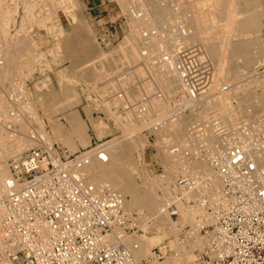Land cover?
I'll return each mask as SVG.
<instances>
[{"label":"built area","instance_id":"obj_1","mask_svg":"<svg viewBox=\"0 0 264 264\" xmlns=\"http://www.w3.org/2000/svg\"><path fill=\"white\" fill-rule=\"evenodd\" d=\"M187 51L191 59L192 51ZM169 57L165 63L173 62ZM168 69L176 70L190 91L207 84L208 76H200L191 62H175ZM8 98L10 114L22 112L19 96ZM230 135L222 150L206 156L212 176L187 165L176 180V200L198 203L202 212L179 222L171 201L177 236L137 261L129 248L109 238L119 240L118 231H128L124 196L109 182L89 181L84 171L91 163L85 153L91 149L97 148L98 160H107L103 143L70 152L42 131L29 129L31 146L10 159V175L0 188V262L264 264V116L237 125ZM192 192L196 197L186 199Z\"/></svg>","mask_w":264,"mask_h":264},{"label":"rangeland","instance_id":"obj_2","mask_svg":"<svg viewBox=\"0 0 264 264\" xmlns=\"http://www.w3.org/2000/svg\"><path fill=\"white\" fill-rule=\"evenodd\" d=\"M136 1L137 0H135V1L134 0H127L126 4H122L123 2L121 0L120 1L119 0H82V1L79 0V2H80V3L78 2L79 6L78 5L74 6V9L76 10V12H74V15L71 18L70 16H68V14L70 13V10H66L67 11L66 12L63 8H61L62 4H60V0H0V4L3 5L2 8L0 9V43H1L0 48H2V45H4L3 42H5V43L9 42L10 43L11 39H13V38H15V39L24 38L27 41V43L29 42L28 44H30V46H31V44H33L31 46V49H30V51L32 50L34 52L33 53L31 51V55H30L31 58L30 57H24L21 59L22 61L24 60L23 62H27L26 61L27 59L31 61V63H30L31 65L30 64L28 65L29 69L27 67H26L27 69H25L26 74L22 78L23 79L22 82L24 84V87L28 91H30L32 93V95L35 96L33 98L34 102H35V111L31 112V113L30 112L26 113L25 111H22L23 115H21L23 122H25V124L27 125L26 126L27 127V131H26L27 134H28L29 129H31V128L41 131L42 127H43V130L46 128L47 129L46 132H48L49 134H50V132L52 133V129H51L52 126L51 125H52L53 121H58L59 123L63 124V126L69 127V122H68L69 120H68L67 116H69V114L71 112H73V113L75 112L77 114V116L80 118V120H82V121L84 120L83 122L85 123L91 137L100 139L101 143H104L105 141L111 140L113 138H117V139L121 138L122 141L125 142V144L133 147L135 145V142H136L135 140H139V139L141 140L142 139V140L146 141L144 143L143 149L137 150L135 155H134L135 157L140 159V161H139L140 172L135 174V176H133L132 174L131 175L128 174L127 176L134 177L135 185L137 184L136 187L139 189L141 188L143 190L148 189L149 191H151V195L146 200L147 205L141 206V207H136V208H134V211L132 213H130V215H127V217H129V224H128L129 230L131 227H134L133 230H130V231L128 230L127 233L129 235L131 233H132V235H139V233L143 234V231L139 227L141 225H147V224L152 223L154 218H153V215L151 212H153L155 215H158L163 220V223H165L168 226V227H166L167 233L162 235L161 239L159 240V242H157V244H156V242L153 243V245L151 247L150 254L148 255V256H150L156 246H158L162 242L166 241L167 239H171L172 237L177 236L178 221H177V218L175 216L172 217L171 212H170V205L172 202H169L166 199V196L169 195L170 190L166 187L167 184H165V186H164L162 181H160L161 178H159V177H161L162 175H163V177H165V176L167 177V175L169 173L167 172L168 173L167 174L166 171H169L170 172V181L169 182H173L175 184L177 178L182 174V171L186 170L187 165L189 167L191 166L193 169L200 168L199 166H197L194 163V159H195L194 156H189L186 161H182V159H181L182 162H174V160H173V158H174L173 157L174 156L173 149H175L176 147L178 149L181 148L179 150V152L181 153V151L184 148L181 145L182 143L178 142V140H175L176 144L174 143L175 137L170 138L173 136V134L169 133L170 132V130H169L170 124H166V122H168L170 120V118H171V120L175 119V117L177 116L175 112H179V115L182 113L181 115H183V116H189L190 115V113H191L190 109L191 108L187 105H184V104L182 105L183 99H187V97L189 99H191L190 102L193 105H195L194 108H196V111L198 112V108H197L198 105H204V104L209 105L212 102V99L215 100L219 93L228 92L229 90H231L230 88L234 87V85L237 84V82H243L244 80H248V79L252 80V79H255V77L258 75L260 76V78L264 77V60L255 64L252 67L251 71L247 72V74H244L240 79H238V80L221 79V81L220 80L218 81L219 84L217 85V83H215V78H211L213 76H210L213 74L212 72H214L213 71L214 64H213V59H211L210 54L206 51L207 49H205L206 46H203V45H205L204 43H201L200 41H198V42L195 41L197 43L196 44L193 41V44H194L193 45L192 41H190V43H187L185 45L186 42L181 41L180 42L181 44H179V42H178V44L180 46H178L176 43V46H178V47L172 45L173 48L175 47L174 49L176 51L172 48V50H174V51L170 52L172 46L171 47H169V46L171 45V43H169L167 37H164V36L165 35L171 36V34H172L174 37L178 36V38H176V39L179 40V36H180L179 34H180V32L182 33L185 30V28L187 30H185L184 33L186 31H187L186 33H189L188 26H186L184 23H183V26L180 24V22H179L180 17H177L178 21H176V23H174L176 25L178 23L180 24V25L178 24L179 27H177L174 24L170 26V24L166 23L167 21L172 20V18L168 19V16L167 17L164 16V18L160 22L161 24L158 25V26H161V28L164 30L163 33H162L160 27L158 28L157 26L151 27L150 29L148 27L149 30H147V31H145L147 29V27L146 28L144 27V29L142 27L141 28H139V27L135 28L133 26L134 25L133 21L136 17L140 16L141 9L138 7L140 10L137 11V10H135V9H137V7L135 8V7L130 6V5H134L133 2H135L136 5H134V6H138ZM170 1H172V2H170ZM206 1H208V0H206ZM249 1H252V0H249ZM120 2H121V4H120ZM162 2L166 3L165 5L168 4L167 6H169L168 8H170L169 10H171V11L177 10L176 8H178V6H179L178 3H181V4L184 3L185 5L182 4L184 9L183 8H181V9L184 10L185 13H187L188 17L190 14V13H188V10L193 11L192 8H188L189 7L188 1L185 2V0H182V1L180 0V2L178 0H168V1L164 0ZM192 2H194V1H192ZM259 2H260L261 8L258 9V11H256V13L259 12V14H261V16H260L261 26L259 27L258 31H256L253 34V36L263 37L264 36V14H263V12H264V5H263L264 0L263 1L259 0ZM186 3L188 4L187 7H185L187 5ZM66 4L72 5L71 2H68ZM66 4H64V7L66 6ZM59 5H60V7H59ZM121 5L126 6V8L124 9L123 6H121ZM52 6L54 8L57 7V11L59 13L58 18H59L60 22L62 23V25L64 26L66 31H68V32L71 31L72 25H74V24L76 25L77 21L84 23V24L81 23V25L83 27H85V33L87 35H89L92 43L97 47V49H99V51L101 50L100 52H102L101 53L102 56L103 55L107 56V57L105 56V58H107L109 60L110 64L112 63L111 66H107L108 60L105 59L104 57H102L101 55H100L101 57L99 55H97L98 56L97 58L93 57L92 59L91 58L86 59L88 61L85 62V66L82 64V66L80 65L79 68H78V65L76 64L75 58L69 57L67 55H62L61 58H59L60 60L57 59V61H54L55 55L54 56L52 55L53 53H51V49H52V52L55 50L54 46H53V43H54L53 39H54L55 34L52 33L53 31L50 30V27L51 26L53 27L52 24L55 23L56 18L55 17L50 18V20L48 19L47 22L45 19L46 10H48V11L51 10L53 8ZM129 7H131V8H129ZM163 7H165V6H163ZM128 8H129V10H128ZM208 10L211 11L209 9V7H208V9L205 8V12L209 13ZM249 10L254 12L253 11L254 8H250ZM127 11L129 14L127 13ZM151 11H154V10L151 8ZM77 13H78V15H77ZM134 13H136V14L139 13V15L138 16L133 15ZM79 16L82 18V20L80 19ZM131 17L132 18L135 17V18L132 19ZM174 19H175V17L173 18V20ZM73 20L75 22H73ZM150 22L153 23L152 17L150 18ZM165 25H167L166 27H168V28H166ZM218 25H220V26L218 27L217 31L219 33L225 32L224 31L225 27H223L224 25L223 24H218ZM133 27L136 29L135 31H137V33H139L140 31L143 33H142V35L139 34L140 37L137 36L136 38H133V41H131L132 40L131 36L133 34V33H131V31H134ZM176 27H177V29H175ZM165 28H166V31H165ZM138 29H139V32H138ZM172 31H173V33H172ZM136 34H134V35L136 36ZM23 35L25 37H23ZM60 37H61L62 43L63 44L65 43L64 45L69 46L68 34L66 32H63L60 35ZM128 37H129V39H127V40H130V41L127 42L126 38H128ZM93 40H94V42H93ZM12 41H14V39ZM124 41H125V43H124ZM126 42H127L128 47L126 46ZM129 42L131 43L132 46L134 43H135V45H137L136 57L138 59H136V57H131L128 54L129 49L132 48V46L129 44ZM120 44H121V46L119 47L120 48L119 49L118 46ZM198 44H199V46H198ZM122 45H123L124 49H122ZM182 45H183V48H182ZM129 46H131V47L129 48ZM202 46H203L204 51H203V49H200V48H202ZM197 47H199V49H197ZM3 48L0 49V54H1V51L3 50ZM114 48L115 49L118 48V49L115 50ZM184 48H185V50H184ZM147 49H148V51H150V54H147V51H145ZM167 49H169V50L167 52H165V50H167ZM181 49H182V51L184 50V53L182 51H180ZM187 49H190V51H192L191 59H189V60L187 59V55L185 54L188 52ZM110 50L111 51L113 50V51L110 52ZM141 50L144 52H142ZM196 50H198V51L200 50L199 52L201 55V59L199 58L200 57V55L198 54L199 52ZM201 51L204 52V54ZM205 52H206V55H205ZM110 53H111V55H109ZM176 53H178V55H176ZM40 55H41V58H40ZM171 55L174 56L173 62H171V64L169 62L165 63L163 58L169 57ZM193 55H194V57H193ZM42 56H45V57L42 58ZM185 56H186V58H185ZM205 56H207V57H205ZM209 56H210V58H209L210 60L207 59L206 62L208 64L206 65L205 60ZM118 57H120V58L118 60H116ZM36 58H37V62H35ZM196 58H197V60H196ZM62 59H64V60H62ZM120 59H121V61H120ZM129 59H130V61L128 62ZM40 60H41V62H43V60H45L46 62L48 61L46 64V65H48V67L44 63L42 64L40 62ZM171 60L172 59L170 58V61ZM200 60H202V61L200 62ZM183 61L193 63L195 65V69L199 70L198 73L200 76L207 75L209 73L207 75L208 76L207 84L202 86L197 92H195L194 90L190 91V90L186 89V87H184L185 88L184 89L181 86H180L181 88H178V90H180V91H176V88L178 87L177 86L178 81L180 83V80H181L180 78H178L180 80L176 81L177 85H175L173 87L171 85L166 87L168 84V79L166 77V73H165L166 71H164V69L170 70V69H168V67H169L168 65H172L175 62L183 63ZM209 61L212 62L211 65H210ZM199 62L201 64L203 63V65H202L203 67L200 65ZM92 63L94 66H97V65L99 66V68H100L99 72L94 71L95 67L92 65ZM101 63L105 64L106 67L103 66V64H101ZM133 63H136V64H133ZM196 63H197V67H196ZM39 64H41V65H39ZM120 64H121L120 69L121 70L124 69L123 71L119 70ZM126 64H128V65L130 64L131 66L130 65L128 66ZM144 64H145V67H144ZM71 65H72V67H71ZM205 65L209 68V70ZM67 67H69V68L71 67V69H73V67H74L73 71L75 70V68L76 69L78 68L77 70H75L77 74L73 72L71 79H65L63 81V79H61L59 77V71L63 68L67 69ZM162 67H164V68H162ZM205 67H206V69H205ZM103 68L105 70H103ZM109 68L111 70H108ZM116 68H118L117 69L118 71L116 70ZM200 68H202L201 71H200ZM15 70L16 71L13 70V73L10 75L9 80L5 79V81H3L2 77H4V76L0 75V87L1 88L5 87V85H6L5 82L9 81L8 83L12 82V84H13L15 79L17 80L21 77V75H18L17 68H15ZM87 70L90 71L91 75H93L92 72H95V74L97 73L100 75L99 76L93 75V77L91 75L90 76L88 75V77L86 76L87 78H81L83 76L82 74H84ZM137 70H138V72H136ZM111 71L114 72L113 75H112ZM142 71L144 72V74ZM163 71H164V73H163ZM202 71L203 72L206 71V72L203 73ZM15 72H17V73L15 74ZM118 72L120 73V75H118L119 74ZM134 72H136V73H134ZM106 73H109L110 75L109 74L107 75ZM132 73H134L135 75ZM139 73H142V74H139ZM195 73L197 74V72H195ZM126 74H128V76ZM125 76H126V78L128 77L127 80H125L126 78H123ZM135 76H137V77H135ZM177 76L180 77L179 74ZM103 79H105V80H103ZM114 79L116 81L117 80L118 81L116 82ZM120 81H121V83H120ZM44 82H45V84H44ZM148 82L150 84H148ZM108 83L110 84V87H109ZM132 83L134 85H137L139 83L137 86H135V89L136 90L138 89L140 91V95H138L139 91H137V94H131V95H129V93H126L127 95L123 94L122 90H124L125 85L127 88L128 85L133 86ZM135 83H137V84H135ZM113 84L115 86H113ZM144 85H147V86H144ZM262 85L263 84H261V82H258L254 88L258 92H259V90L261 92V90L263 89ZM6 86H8V85H6ZM131 86L129 87L130 89H131ZM8 87L11 88L10 86H8ZM8 87H5V88H8ZM99 87L100 88L103 87V88L99 89ZM113 87H114V89L115 88L116 89L114 90ZM146 87H147V89H149L148 91H147ZM104 88H105V91H104ZM120 88H122V89H120ZM129 88L127 89L126 92L129 91ZM170 88H171V90H170ZM195 88L198 89V86H196ZM67 89H69V91L72 92V94L69 91H67ZM222 89H224V90H222ZM60 90H62V91H60ZM108 90L109 91L112 90V91L109 93ZM113 90H114V92H113ZM152 90H153V92H150ZM155 90H157V91H155ZM168 90L170 92H168ZM51 91H53V92L56 91V94L58 96H60L61 98L60 97L58 98V96H57V98L54 99L53 100L54 102H53L52 99L55 97H54V95H51V96H49L48 102H51V104H53L54 106L53 105L50 107L49 106H41V101H40L41 95L45 92L49 93ZM102 91H104V92H102ZM144 91H145V93H144ZM171 91H173V92L171 93ZM57 92L58 93L60 92V93L58 94ZM61 92H63L64 95ZM141 92H142V94H141ZM103 93H105V94L102 95ZM209 93H212V94L209 95ZM215 94H216V96H215ZM38 95H40V97ZM67 95H68V97H67ZM153 95L161 96V97H159L161 99H163V97H164V101H166L164 103L166 105L163 103L164 107H162V109H159L160 112L157 109L158 112L157 111H154V112L151 111V112H148L149 113V115H148L147 111H146V115H145L144 114L145 109L150 108L149 104L152 103L151 109H153L152 108L153 106H154V109L156 108V106L154 105V104H156L154 102L155 99H152ZM63 96L66 98H63ZM134 96H137V97H134ZM210 96L212 97V99L210 98ZM51 97H53V98H51ZM115 98H117V99H115ZM200 98H202L201 99V100H203L202 102H201ZM230 98H231V102H232L233 107L238 109L239 105H238L237 99L236 98L234 99V97H232V96H230ZM61 99H62V101H61ZM118 99H120V101ZM193 99L198 100V102H201V103L198 104V102L196 101V103L194 104L195 101ZM57 100H58V102H57ZM131 100H132L133 104H132ZM175 100H176V102H175ZM207 100H210V101L207 102ZM70 101L72 102L71 105H70V103H71ZM77 101H78V103H76ZM109 101H111L112 103L116 102L117 104H111ZM127 101L129 102V104ZM142 101H143V103H141ZM204 101H206V103H204ZM60 102H61V104H60ZM68 102H70V103H68ZM153 102H154V104H153ZM124 103H127V105ZM123 105L125 106V108ZM91 106H92V108H91ZM127 106H129V107H127ZM58 107H59V109H56ZM11 108H10V111H11ZM46 108L48 109V111ZM121 109H122V111H121ZM125 109L126 110L132 109L133 113L132 114L130 113L131 115L129 114L130 117H127V115H124V114H126ZM87 110H89V112ZM44 111H46V113ZM136 111H137V113H136ZM36 112H37V115H36ZM142 112H143V114H142ZM135 113L139 114V116L136 115ZM199 113H201L200 110H199ZM34 114H35V116H34ZM48 115H50L51 117L49 116L50 117L49 118ZM167 115H169V116L167 117ZM262 116H264V115H262ZM34 117H36V118H34ZM91 118L96 119V120L102 119L104 121V123L106 122L105 125H107L109 132L104 134V136L103 135L101 136V134L98 133L97 130H95L93 124L91 123ZM129 118H130V121H129ZM158 118L161 121L158 120ZM154 120L158 123H161V125H162V126L160 125L161 129H164L163 131L161 130L163 133H165V134H163L161 132L164 136L163 139L161 138L162 135L159 134V131H158L159 129L158 130L154 129L155 125L157 126V124H154V126L149 125L150 122L151 123L155 122ZM201 120H202V121H200L201 125L203 124L204 126L206 125L205 127H207L209 122L203 118H201ZM1 121L3 123L5 122L4 125H2V127L6 125L8 127L9 126L13 127L14 130H18V131H22V129H23L21 126L22 124H19L20 122L15 121V118H13V120L10 119V120H6V121L1 119ZM205 121L208 122V124ZM246 121L250 122L249 119ZM107 122H108V124H107ZM41 123H43V126H40ZM25 124H24V126H25ZM239 124H243V123H239ZM239 124H237V125H239ZM163 126L164 127L166 126V127L163 128ZM39 127H41V128H39ZM133 129H134V131H133ZM166 133L168 134V136L171 135V136H169V138L171 139L170 141H172V139H173V142H172L173 144H171V142L167 140L169 138L166 137V135H167ZM136 134H138V135H136ZM51 137H53V136L50 135V138ZM51 140L53 142H57L58 144H60L64 148H66V146L63 143H61L60 141H57L54 137L51 138ZM159 141L162 142V144H160ZM163 146H166V147L163 148ZM112 148H115V146L114 145L107 146L106 151L108 153H110ZM66 149L70 152L78 151V149L72 150V151L69 150L68 148H66ZM186 149H188V148H186ZM162 152H164V154L168 153V155L166 154L167 156H169V155L171 156L173 154L172 157L169 156L170 159L173 160V161H171L170 166L166 163L167 161H165V159L163 158V156L166 157V155H163V156L161 155ZM180 153H178V154H180ZM178 154H176V155H178ZM178 156H181V155H178ZM12 157H13V155L11 157L9 156L6 160V164H7L8 169H10L9 168V161ZM161 159L164 160L165 165ZM176 160H177V158H176ZM177 161H180V159ZM200 169L203 172H205V170L203 168H200ZM9 173H10V170H9ZM115 175L118 176L119 172L118 171L115 172ZM163 177L161 180H163ZM158 179H159V182L157 181ZM120 193H122V192H120ZM192 193H193V198L196 197V192H192ZM158 194H159V196L162 195L161 196L162 198H164L163 196L166 195L164 200L163 199H162V201L159 200L161 198L157 196ZM172 194L175 195L176 191L175 192L171 191L170 196H172ZM174 197L175 196L172 197L173 200H174ZM127 198H129V196H127ZM178 212H179V217H178L179 222H184V221H188V220L192 219V218L184 217V215L181 214L182 212L180 210H178ZM170 242L173 243V239L170 240ZM176 246L180 247V243H178ZM148 256L142 258L141 260L146 259ZM187 258L190 259L191 257L187 256ZM141 260H138V261H141Z\"/></svg>","mask_w":264,"mask_h":264},{"label":"bare ground","instance_id":"obj_3","mask_svg":"<svg viewBox=\"0 0 264 264\" xmlns=\"http://www.w3.org/2000/svg\"><path fill=\"white\" fill-rule=\"evenodd\" d=\"M121 1L123 2L122 4H126V2H127V0H121ZM162 1H164V0H137L136 2H137L138 6H134L136 4H135V2H133L134 5H130V6H133L135 8L137 7V9L134 8L137 11L141 9L140 16L142 15L140 17V16H138L139 13L138 14H136V13L133 14V15H137L138 16L136 18L134 17L135 19L131 17L132 19H134V21H133L134 25L133 26L135 28H137V27L141 28L142 27L143 29H144V27L145 28L147 27V29L145 31L149 30L151 27H156L157 26L158 28L160 27V29H161V31L163 33L164 30L161 28V26H158V25L161 24L160 22L162 21L164 16H166V17L168 16V19L172 18V20H169L167 22L165 21L166 23L170 24V26L173 25L174 23H176V21H178L177 17H180V21H179L180 24L183 26V23H184L186 26H188L189 33H186L187 31L184 33V31L187 30V29L186 28H185V30L183 29L184 31L182 33L180 32V34H179L180 35L179 36V40L176 39V38H178V36L174 37L172 34H171V36L170 35H165L164 37H167L168 42L171 43V45L169 44L170 45L169 47H171L172 45L176 46V43H177L178 46H180L179 44H181L180 43L181 41L186 42L185 45L187 43H190V41H192V44H193V41H194V43H196L195 41H197V42L200 41L201 43H204L205 45H203V46H206L205 49H207L206 51L210 54L211 59H213V64H214V66H213L214 67L213 68L214 72H212L213 74L210 75V76H213L211 78H215V83H217V85L219 84L218 81L219 80L221 81V79H224V80H238V79H240L244 74H247V72L251 71L252 67L255 64H257L258 62L264 60V36L263 37L253 36V34L256 31H258L259 27L261 26V19H260L261 14H259V12L256 13V11H258V9L261 8L259 0H252V1H249V0H208V1H206V0H185V2L188 1V4H189L188 8H192L193 9V11H191V10L189 11L188 10V13H190L189 17L187 15V13H185V11L181 9V8L184 9V7L182 5L184 3H182V4L178 3L179 6H178V8H176L177 10L176 11L175 10L171 11V10H169L170 8H168L169 6H167L168 4L165 5L166 3H163ZM178 1L180 2V0H178ZM192 1H194V2H192ZM68 2H71L72 5H67L66 3H68ZM78 2H79V0H69V1L68 0H60V4H62L61 8H63L65 11L66 10H70V13L68 14V16H70L71 18L74 15V12H76V10L74 9V6H77V5L79 6L80 2L79 3ZM170 2H172V1H170ZM64 4H66L65 7H64ZM120 4H121V2H120ZM188 4L185 7H187ZM2 6L3 5L0 4V9L2 8ZM121 6H123L124 9L126 8V6H124V5H121ZM163 6H165V7H163ZM59 7H60V5H59ZM208 7L211 10V11L208 10L209 13L205 12V8L208 9ZM129 8H131V7H129ZM129 8H128V10H129ZM151 8L154 11H151ZM250 8H254V10H253L254 12L249 10ZM127 13H128V11H127ZM263 14H264V12H263ZM58 15H59V13L57 11V7L56 8L53 7L51 10H49V11L46 10V12H45L46 22L48 21V19L50 20V18H54V17L56 18L55 19V23L52 24L53 27L52 26H51L52 28L50 27V30L53 31L52 33L55 34L54 35V39H53V42H54L53 46H54L55 50L52 52V49H51V53H53L52 55L53 56L55 55L54 59L56 58L54 61H57V59L60 58L62 55H67L69 57L75 58L76 64L78 65V68H79L80 65L82 66V64L85 66V62L88 61L86 59H88V58L90 59L91 57L92 58L93 57L97 58L98 57L97 55H99V56L101 55L102 56V54H101L102 52H100L101 50L99 51V49H97V47L92 43L89 35H87L85 33V27H83L81 25V23H83V22H78L77 21L76 25L75 24L72 25L71 31L68 32V31L65 30L64 26L60 22V20L58 18ZM77 15H78V13H77ZM81 17H80V19L82 20ZM151 17L153 18V23L150 22V18ZM174 17H175V19L173 20ZM74 20H73V22H75ZM178 24L177 25L174 24V25L179 27L180 24L179 25ZM218 24H223L224 25V26L223 25L222 26L225 27L224 28L225 32L219 33L217 31L218 27L220 26ZM166 26L167 25H165V27ZM148 27H149V29H148ZM177 27L175 29H177ZM135 28H134V31L136 30ZM166 28H168V27H166ZM166 28H165V31H166ZM134 31H131V33H133L132 36H131L132 37L131 41H133V38H136L137 36L140 37L139 34L142 35V33H143L141 31L139 32V29H138L139 33H137V31H135V32ZM63 32H66L68 34V40H69L68 44H69V46L66 45L67 47L62 44V40H61V37H60V35ZM172 33H173V31H172ZM134 34H136V36ZM23 37H25V36L23 35ZM13 39H14V41H12ZM13 39H11L10 43L9 42L8 43L3 42V44L5 46L2 45V48L3 47L4 48H3V50L1 51V54H0V75L4 76L3 79L5 78L6 74H10L11 73L12 68H18V70H23V72H24L25 69L28 68V65L31 63V61L28 60V59L26 60L27 62H23L24 60L22 61L21 59L24 58V57H30L31 51H32V50L30 51V49H31V46L33 44H31V46H30V44H28L29 42L27 43V41L24 38H21V39L13 38ZM127 39H129V37L126 38V41L127 42L130 41V40H127ZM93 42H94V40H93ZM127 42H126V46H127ZM178 42H179V44H178ZM124 43H125V41H124ZM129 44L131 45L130 42H129ZM199 44H198V46H199ZM120 46H121V44L118 46V48ZM131 46H129V48ZM178 46H176V47H178ZM203 46L200 49H203ZM2 48H0V49H2ZM172 48H173V46L171 47L170 52L175 50L174 49L175 47L173 48L174 50H172ZM182 48H183V45H182ZM117 49H115V50H117ZM122 49H124L123 45H122ZM197 49H199V47H197ZM168 50L169 49H167V51ZM184 50H185V48H184ZM184 50L182 51V49H181L180 51H182L184 53ZM112 51L110 50V52H112ZM145 51H147V54H150V51H148V49L145 50ZM196 51H198V50H196ZM203 51H204V49H203ZM142 52H144V51H142ZM202 53L204 54V52H202ZM128 54L131 57H136L137 45H135V43L133 44L132 48L129 49ZM198 54L200 55V52ZM109 55H111V53ZM176 55H178V53H176ZM205 55H206V52H205ZM105 56L103 55L102 57L105 58ZM207 56H205V57H207ZM210 56L208 58H206V60H205L206 65L208 64L206 61H207V59L210 58ZM43 57H45V56H42V58ZM193 57H194V55H193ZM40 58H41V55H40ZM119 58L120 57H118L116 60H118ZM185 58H186V56H185ZM199 58L201 59V55H200ZM11 59L13 60V62H15L14 63V64H16L15 66H14L13 63L11 65V63H10ZM105 59H107V58H105ZM136 59H138V58L136 57ZM41 60H40V62H41ZM62 60H64V59H62ZM196 60H197V58H196ZM120 61H121V59H120ZM129 61H130V59L128 60V62ZM201 61L202 60H200V62ZM35 62H37V58H36ZM47 62L45 60H43V62H41V63L42 64L44 63L46 65ZM93 63H92V65H93ZM209 63L211 65L212 62L209 61ZM101 64H103V63H101ZM111 64H110V62L108 60L107 66H111ZM133 64H136V63H133ZM10 65L13 66V67L11 68ZM39 65H41V64H39ZM126 65H128V64H126ZM196 65H197V63H196ZM200 65L202 66L203 63L202 64L200 63ZM46 66L48 67V65H46ZM103 66H105V64H103ZM71 67H72V65H71ZM71 67L70 68L67 67V69L63 68V69H61L59 71V77L61 79H63V81L65 79H71V76H72L73 72L76 73L75 70H77L78 68L77 69L75 68V70L73 71L74 67H73V69H71ZM94 67L96 68V69L94 68V71L95 72H99V70H100L99 66L97 65V66H94ZM120 67H121V64L119 66V70L123 71L124 69L121 70ZM144 67H145V64H144ZM206 67H205V69H206ZM9 68H11L10 71L7 70ZM162 68H164V67H162ZM117 69L118 68H116V70ZM201 69L202 68H200V71H201ZM13 70H15V69H13ZM103 70H105V69L103 68ZM108 70H111V69L109 68ZM208 70H209V68H208ZM88 71L89 70H87L84 74H82L83 75L82 78H87L88 75L89 76L91 75L90 71L89 72ZM164 71H166L165 73H166V77L168 79V84H167L166 87H168L170 85L172 87L177 85L176 81L180 80V79H178L180 77L177 76L178 74H177L176 70L164 69ZM164 71H163V73H164ZM95 72H92L94 76H99L100 75V74H97V73L95 74ZM136 72H138V70ZM136 72H134V73H136ZM204 72H206V71H204ZM16 73L17 72H15V74ZM18 73H19L18 75H21L19 71H18ZM113 73L114 72H112V75H113ZM134 73H132V74H134ZM106 74L108 75L109 73H106ZM139 74H142V73H139ZM143 74H144V72H143ZM93 75H91V76L93 77ZM118 75H120V73ZM126 75L128 76V74H126ZM135 77H137V76H135ZM22 78H19L17 80L15 79L14 88L12 87L13 90L10 89V91L7 92L6 90H3V87L1 88L2 90H0V188L3 186L5 179L8 178L9 175H10V173H9L10 169H8L7 164H6L7 158L9 156L11 157L12 155L16 156V155L20 154L21 152H23L24 150L28 149L31 146L30 145L31 144V139L27 136V132H26L27 131V127H26L27 125L25 124V122H23L20 112L17 113L16 116H12L10 114V112H9L10 108L12 107V105L10 103V100L8 98L9 94H17L19 96L20 100H21V104L23 105L24 102H25V104H26L25 108H27V109L28 108H30V109L33 108V106H32L33 102L31 103V101H30V97L33 96V95H31V92L26 91V88L25 89L23 88V85H22L23 82H21V80H23ZM123 78H126V76L123 77ZM127 78L125 80H127ZM5 79H8V77L5 78ZM105 79H103V80H105ZM258 82H261V84H263L262 85L263 89L261 90V92H260V90L258 92L254 88L255 85H257ZM120 83H121V81H120ZM44 84H45V82H44ZM114 84H113V86H115ZM135 84H137V83H135ZM148 84H150V83L148 82ZM132 85L133 86L130 85L131 89L129 88V91L127 92V93H129V95L137 94V91H139L138 89L137 90L135 89V86H137V85H134L133 83H132ZM144 86H147V85H144ZM177 86L178 87L176 88V91H180V90H178V88L186 87V85L184 84V82L182 80H180V83L178 81V85ZM100 87H99V89L103 88V87L102 88H100ZM109 87H110V84H109ZM128 87H129V85H128ZM113 89H114V87H113ZM120 89H122V88H120ZM146 89H147V87H146ZM186 89H188V88H186ZM230 89L231 90H229L226 93H219L217 95L216 99L214 98L215 100H213L212 97L210 96V98L212 99V102L211 103L209 102L210 103L209 105L208 104H206V105L205 104L204 105H198V107H197L198 108V112L196 111V108H194L195 105H193L190 102L191 99H189L188 97H187V99H183L184 97L182 98L183 99L182 105L184 104V105H187V106H189L191 108L190 109L191 110L190 115L189 116H183V115H181L182 113L179 115V112H175L174 111L176 113V115H177L175 117V119L171 120V118H170V120L168 122H166V124H170L169 125V130H170L169 133L173 134V136L170 137V138H174L175 137L176 139L174 138V143H175V140H178V142L182 143L181 145L184 148L181 151V153L178 152L180 154L177 153L178 155H181V156H178V155L174 154V156H173L174 157L173 158L174 162L186 161L189 156H194V158H195L194 159V163L197 166H199L200 168H203L205 170V172L207 173V175L209 174V176H212V174L210 172V166H209V163H208L207 157H206L208 152H216V151L222 150L224 148V146L227 144V140L230 138V136H231L230 134L235 129L237 124H239V123H243V124H245V123L246 124L254 123V121H257V119L261 118L262 115H264V77L260 78V76L258 75V76L255 77V79H252V80L248 79V80H244L243 82H237V84L234 85V87H232ZM114 90H113V92H114ZM148 90L149 89H147V91ZM170 90H171V88H170ZM222 90H224V89H222ZM60 91H62V90H60ZM67 91H69V89H67ZM104 91H105V88H104ZM104 91H102V92H104ZM111 91H109V93ZM145 91H144V93H145ZM155 91H157V90H155ZM173 91H171V93ZM150 92H153V90L150 91ZM168 92H170V91L168 90ZM61 93L63 94V92H61ZM70 93L72 94V92H70ZM105 93H103L102 95H104ZM141 94H142V92H141ZM210 94H212V93H209V95ZM51 95H54V97H55V98L51 97V98H53L52 101L54 99H56L57 96H58L56 94V91L55 92L51 91L49 93H44V95L41 96V99H40V100H42L41 101V103H42L41 105L49 106V107L52 106L53 104H51V102H48L49 101V96H51ZM138 95H140V91H139ZM215 96H216V94H215ZM230 96L234 97V99L235 98L237 99V102H238V105H239L238 109L233 107ZM59 97L60 96H58V98ZM67 97H68V95H67ZM134 97H137V96H134ZM159 97L156 96V95H153L152 99H155L154 102L157 105L154 104V102H153V104L156 106V108L154 109V106H153L152 108L154 110L151 109V104L152 103L151 104L148 103L150 108L145 109V113H144L145 115H146V111H147V114L149 115L148 112H151V111L154 112V111H157V109L159 111V109H162V107H164L163 105L165 104L164 102H166V101H164V97H163V99H161ZM63 98H66V97L63 96ZM115 99H117V98H115ZM201 99L202 98H200V100ZM118 100L120 101V99H118ZM132 100H131V102H132ZM210 100H207V102L210 101ZM29 101H30V103H29ZM61 101H62V99H61ZM194 101H195L194 104L196 103V101L198 102V100H194ZM202 101L203 100H201V102ZM57 102H58V100H57ZM70 102H68V103H70ZM109 102L111 104H117L116 102L115 103H112L111 101H109ZM175 102H176V100H175ZM201 102H198V104L201 103ZM76 103H78V101ZM141 103H143V101ZM204 103H206V101H204ZM60 104H61V102H60ZM71 104H72V102L70 103V105ZM124 104L127 105V103H124ZM128 104H129V102H128ZM132 104H133V102H132ZM127 107H129V106H127ZM91 108H92V106H91ZM124 108H125V106H124ZM27 109H25V110L27 111ZM56 109H59V107L56 108ZM32 110L34 112V109H32ZM199 110H200L201 113H199ZM47 111H48V109H47ZM87 111L89 112V110H87ZM121 111H122V109H121ZM44 112L46 113V111H44ZM125 112H126V114H124V115H127V117H130V115L133 113L132 109H129V110L125 109ZM136 113H137V111H136ZM142 114H143V112H142ZM36 115H37V112H36ZM136 115L139 116V114H136ZM34 116H35V114H34ZM49 116L50 115H48V117ZM168 116L169 115H167V117ZM13 118H15V121H20L22 123V125H21L22 128H23L22 131L14 130L13 127H10V126L8 127L6 125L2 127V125H4L5 122L3 123L1 121V119L6 121L7 119H12L13 120ZM34 118H36V117H34ZM67 118L69 120L68 122L70 123L69 127L63 126V124L58 123V121H53V123L51 122L52 123V125H51L52 126V128H51L52 129V133L50 131H49L50 134L48 132H46L47 131L46 128H45L46 130L45 129L43 130V127H42V130H41L42 133L49 140H51V138L54 137L57 141H60L61 143H63L66 146V148H68L71 151L72 150H77L78 146L86 147L87 145H89L90 144V134H89V131H88L85 123L83 122L84 120L83 121L80 120V118L77 116V114L75 112L74 113H70L69 116H67ZM201 118H203V119H205V120H207L209 122V124H208V122L205 121L208 124L207 127H205L206 125L205 126L203 124L201 125V123H200V121H202ZM248 119L250 120V122L246 121ZM158 120H160V119L158 118ZM129 121H130V118H129ZM91 122H92L95 130H97L98 133L101 134V136L102 135L104 136V134L109 132V129H108L107 125H105L106 122L104 123V121L102 119H97L96 120V119H92L91 118ZM24 124H25V126H24ZM107 124H108V122H107ZM154 124H157V126L155 125L154 129H157V130L159 129L158 130L159 134L162 135L161 138L163 139V137H164L163 134H165V133L162 132L164 129H161V126H162L161 123H158V122L155 121V122H152V123L150 122L149 125L150 126L151 125L154 126ZM40 126H43V123H41ZM165 127L163 126V128H165ZM39 128H41V127H39ZM133 131H134V129H133ZM50 135L53 136V137L50 138ZM136 135H138V134H136ZM169 136H171V135H169ZM169 136H168V134L166 135V137H168V138H169ZM170 138L167 139V140L170 141L171 140ZM135 141L136 142H135V145L133 147L128 146L127 144H125V142H123L121 138L120 139L113 138L111 140L105 141L103 143V145H102L103 146L102 148H103V151L105 152V155H106V158H107L106 161H100V160L97 159V155H96V153H97L96 149L97 148L91 149V150H89V151H87L85 153L86 155L91 157V163L89 165L85 166V168H84V171H85V173H86V175L88 177V180L91 181V182H101V181L109 182L116 190H118L119 192H122L123 194L122 193L121 194L124 196V199H125V214L126 215H130V213H132L134 211V208H136V207H141V206L147 205L146 200L151 195V191H149L148 189L147 190H145V189L143 190L141 188L139 189V188L136 187L137 184L135 185L134 177L127 176L128 174H130V175L132 174L133 176H135V174L140 172V169H139V161H140V159L135 157L134 155H135L137 150L143 149L144 143L146 141L142 140V139L141 140L140 139L139 140H135ZM170 142H171V144H173L172 143L173 139ZM159 143L162 144V142H160V141H159ZM111 145H114L115 148H112L111 152L108 153L106 151V147L107 146H111ZM166 146H163V148L166 147ZM186 148H188V149H186ZM162 153H161L162 156L166 155V154L168 155V153H166V154H164V152H162ZM188 153H189V156L186 157L185 154H188ZM167 155H166V157L163 156V158L165 159V161H167L166 163L170 166L171 165V161H173V160L170 159V157H172L173 154L171 156L169 155L170 157L167 156ZM176 158H177V160L180 159V161H177ZM181 159H182V161H181ZM162 162L164 163V160H162ZM164 165H165V163H164ZM117 171L119 172L118 176L115 175V172H117ZM166 173L168 174L167 177L166 176L163 177V175H162L159 178L162 179V177H163V180L160 179V181H162L164 186H165V184H167L166 187L170 190V192L171 191L175 192L176 191L175 189H178V188H177L176 184H174L173 182H169L170 181V172L166 171ZM157 181L159 182V179ZM170 192H169L168 196L164 195L163 197L165 198V196H166V199L169 202H171V201L176 202V205H177L176 210L177 209L180 210L182 212L181 214L184 215V217H188V218H192L193 219L196 215H198V213L202 212V209H201V207L199 206L198 203L183 205V202L176 200V197H174V200H173L172 197L175 196V195L172 194V196H170ZM127 196H129V198H127ZM157 196L161 198L159 200H161V201H162V199L164 200V198L161 197L162 195L159 196V194H158ZM186 197H187L186 199H188V200L189 199H193V193H189L188 195H186ZM178 210H177V212H178ZM173 211L174 210L172 208H170L171 214H172ZM151 213H152L153 218H154L152 223L147 224V225H141L139 227L143 231V234L139 233V235H132V233H131L129 235L128 233L124 232L123 230H119L118 231V235L120 237L119 240H118L117 236H115V235L109 237L111 241H113L115 243L123 244L124 246L129 248L133 252V255H134V257H135V259L137 261L141 260L142 258H144L146 256H148L150 254L151 247H152L153 243L156 242V244H157V242H159V240L161 239L162 235L167 233V228L166 227H168V226L165 223H163V220L158 215H155L153 212H151ZM133 228L134 227H131L130 230H133ZM128 230H129V226H128ZM0 264H10V263L8 261H2V262H0Z\"/></svg>","mask_w":264,"mask_h":264},{"label":"crops","instance_id":"obj_4","mask_svg":"<svg viewBox=\"0 0 264 264\" xmlns=\"http://www.w3.org/2000/svg\"><path fill=\"white\" fill-rule=\"evenodd\" d=\"M63 44V43H62ZM64 45V44H63ZM66 46V45H65ZM67 47V46H66ZM61 58V57H60ZM56 59V58H55ZM59 59V58H58ZM91 59H92V57H91ZM10 63H11V65H12V63L14 64L15 62H13V60L11 59V61H10ZM10 65V66H11ZM16 64H14V66H15ZM13 66H11V68H12ZM11 68H9V69H7V70H11ZM13 69H15V68H12V71H11V73L10 74H12V72H13ZM17 70H18V68H17ZM8 71V72H9ZM14 71H16V70H14ZM19 72H20V74H21V77L20 78H22V77H24L23 75H25L26 73H25V71L23 72V70H18ZM7 72V73H8ZM23 74H22V73ZM10 74H6V77H8V79L7 80H9V77H10ZM19 74V73H18ZM5 77V78H6ZM3 78V77H2ZM4 78V79H5ZM82 78V77H81ZM3 79V81H5ZM9 81H7V82H5L6 83V85H8V86H10L11 88H5V87H8V86H6L5 85V87L3 88V90H5L6 89V91L8 92V91H10V89H13L14 88V83H15V81L13 82V84H12V82L11 83H8ZM21 82H22V80H21ZM12 84V85H11ZM23 85V88L25 89V87H24V84H22ZM13 87V88H12ZM0 89H1V87H0ZM2 90V89H1ZM26 91H28L27 89H26ZM30 92V91H29ZM46 93V92H45ZM31 95H32V93H31ZM44 95V93L41 95V96H43ZM33 97H35L34 95L33 96H31L30 97V101H31V103H32V106H33V108L32 109H34V111H35V102H34V99H33ZM39 97H40V95H39ZM33 99V100H32ZM40 99H41V97H40ZM30 101H29V103H30ZM39 101V100H38ZM40 101H42V100H40ZM34 104V105H33ZM42 104V103H41ZM41 106H43V105H41ZM26 107V104H25V102H24V104L22 105V110L21 111H25L26 113H27V111L28 112H33V110L32 109H30V108H25ZM25 109H27V111L25 110ZM10 112V111H9ZM71 113H73V112H71ZM20 114L21 115H23V112H20ZM7 120H10V119H7ZM18 122H20V121H18ZM59 123V122H58ZM92 123V122H91ZM19 124H22L21 122L19 123ZM61 124V123H60ZM70 124V123H69ZM101 140L100 139H98V138H92L91 137V135H90V144L89 145H87L86 147H83V146H78V150H81V149H88V148H90L91 147V145L93 144V143H95V142H100Z\"/></svg>","mask_w":264,"mask_h":264}]
</instances>
